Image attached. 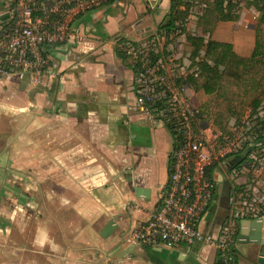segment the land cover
<instances>
[{
    "label": "crops",
    "instance_id": "crops-1",
    "mask_svg": "<svg viewBox=\"0 0 264 264\" xmlns=\"http://www.w3.org/2000/svg\"><path fill=\"white\" fill-rule=\"evenodd\" d=\"M142 1L111 0L81 15L74 27L85 39L47 48L56 68L40 85L25 73L0 77V264H221L209 244L143 247L128 241L159 200L173 148L168 129L132 110L135 71L119 49V42L138 43L149 29ZM19 3L0 0V30L17 21ZM195 3L202 4L193 1L189 10ZM149 5L164 7L160 19L153 15L160 24L170 0ZM228 23L234 32L241 29L239 20ZM222 24L204 33L195 23L190 35L224 42L215 38ZM241 30V39L224 43L249 58L254 31ZM242 160L236 154L230 168L209 171L216 189L199 229L213 241L228 224L234 194L264 186L260 171L230 175ZM249 221L230 223L236 264H259L238 240L254 233Z\"/></svg>",
    "mask_w": 264,
    "mask_h": 264
},
{
    "label": "built area",
    "instance_id": "built-area-1",
    "mask_svg": "<svg viewBox=\"0 0 264 264\" xmlns=\"http://www.w3.org/2000/svg\"><path fill=\"white\" fill-rule=\"evenodd\" d=\"M110 1L21 0L17 21L0 30V77L25 73L33 84L40 85L46 71L56 68L47 48L83 41L85 36L76 31L74 22ZM197 5L203 10L204 4L198 3L193 9ZM194 14L192 11L191 20H197ZM142 33L138 43H118L135 71L132 110L168 129L173 148L168 181L160 189L159 200L149 219L136 226L128 241L143 247L200 242L215 246L220 262L236 264L231 221L264 218V186L234 194L228 224L216 241L201 233L199 223L215 194L211 169L230 168L231 157L240 154V171L232 169V177L264 170V110L259 115L247 111L241 121L229 125V135L223 134L194 107L188 75H184L188 55L173 41L174 34L159 28ZM180 60L183 67L177 73ZM195 73L194 69L190 75Z\"/></svg>",
    "mask_w": 264,
    "mask_h": 264
},
{
    "label": "trees",
    "instance_id": "trees-1",
    "mask_svg": "<svg viewBox=\"0 0 264 264\" xmlns=\"http://www.w3.org/2000/svg\"><path fill=\"white\" fill-rule=\"evenodd\" d=\"M193 1L195 0H170L169 11L158 28L174 32L175 36L177 33H184L188 9ZM201 2L207 11L210 10L208 19L204 17L208 13L199 19L204 33H211L218 23L235 22L238 19L230 13L234 8L231 0ZM253 31L254 46L249 58L236 55L228 43L211 40L205 42L203 37L185 34L183 53L188 55L196 70L194 75L187 77L190 88L196 94L202 93L215 101L218 99L219 102H224V108L215 116L210 114L211 108L207 104L202 105L198 112L223 134L231 133L228 126L230 119L239 122L247 111L255 114L264 102V74L260 72L264 68V4L259 7L257 24ZM258 179L264 181V170Z\"/></svg>",
    "mask_w": 264,
    "mask_h": 264
},
{
    "label": "rangeland",
    "instance_id": "rangeland-1",
    "mask_svg": "<svg viewBox=\"0 0 264 264\" xmlns=\"http://www.w3.org/2000/svg\"><path fill=\"white\" fill-rule=\"evenodd\" d=\"M201 1H203V0H201ZM142 2L143 3H140V4H142L143 7L145 8V12L143 13V15L148 18V19H146V21L148 20L147 24L144 23L145 26L143 25L144 28L149 26L147 28H149L150 30L155 29V28L157 29L159 27V24H156V21L153 19V17L156 16L157 19H160L162 14H164V11H165L163 9L164 7L157 6L154 9V8H151V6L149 5L150 2H146V0H143ZM231 2L234 5V8L231 10L230 13L238 17L237 21L238 20L240 21V25H241L240 28L245 30L244 35H248L250 32L249 30H252L255 27V25L257 24V16L259 14V7H261L264 4V0H231ZM190 6H191V4H190ZM191 8H193V7H191ZM151 9H154V10H151ZM209 9H211V7ZM192 11L195 13L194 14L195 17L197 15V20H195V18L194 19L192 18L193 22H190L186 18V25L188 27L189 32L186 31V26H185L184 33H181V34L177 33L178 35L175 36L176 33L172 32L175 36L173 41L176 42L177 45L184 46L186 44V41H185V34L186 33L196 34L193 31L195 23L198 24L197 28L199 26L202 27V25H200L201 21L199 19L202 17L203 14L208 13V14L204 15V17H207V19L210 16V13H209L210 10L207 11L206 8H203V10H202V6H200V5H197L195 7V9H191V10L188 9L189 14ZM224 23L216 31V34H215L216 37L215 38L218 40H222L224 42H229L232 40H238V38H240V36H241L240 33L242 30L240 29L238 32H234V30H232L233 29L232 26H230L229 23L228 24H224ZM143 26H141V27H143ZM244 35H242V37ZM251 36H252V34H251ZM252 38H253V36H252ZM251 48H252V45H251ZM239 54H240V51H239ZM184 62L186 65H188L187 68L184 67V70H185L184 75L189 76L190 73L195 69V65L192 64L191 62L189 64V61H184ZM177 63L179 65V67L177 69V73H180V67H183L182 66L183 60H180ZM260 72H261V74H264V68H261ZM194 94L196 95V96L194 95V97L199 102L198 106L203 107L202 105H205V104L210 105V108L212 110V111L210 110V114H213V116L219 114L220 110L224 108V102H222V101L219 102L218 99L216 101L213 99L209 100L208 97H206V95H203L202 93L196 94L194 92ZM263 110H264V107H263ZM230 120H232V119H230ZM166 133H169V132H167V130H166Z\"/></svg>",
    "mask_w": 264,
    "mask_h": 264
},
{
    "label": "water",
    "instance_id": "water-1",
    "mask_svg": "<svg viewBox=\"0 0 264 264\" xmlns=\"http://www.w3.org/2000/svg\"><path fill=\"white\" fill-rule=\"evenodd\" d=\"M151 5H155L156 0H149ZM141 24L138 23L137 26ZM251 229L254 233H251L248 237L243 235H238V240H243L244 244L249 247V250L257 257V262L259 264H264V218L260 220H252L249 221ZM113 224L110 223L104 229L103 235H106L110 229L112 228Z\"/></svg>",
    "mask_w": 264,
    "mask_h": 264
}]
</instances>
